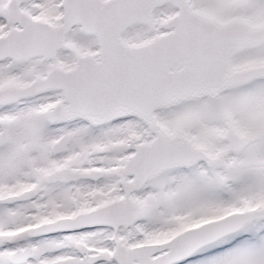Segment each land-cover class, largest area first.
Listing matches in <instances>:
<instances>
[{"label":"snow or ice","instance_id":"snow-or-ice-1","mask_svg":"<svg viewBox=\"0 0 264 264\" xmlns=\"http://www.w3.org/2000/svg\"><path fill=\"white\" fill-rule=\"evenodd\" d=\"M0 264H264V0H0Z\"/></svg>","mask_w":264,"mask_h":264}]
</instances>
